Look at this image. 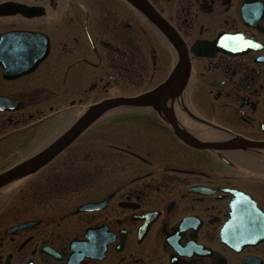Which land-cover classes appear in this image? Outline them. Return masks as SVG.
<instances>
[{
    "label": "flooded vegetation",
    "instance_id": "flooded-vegetation-1",
    "mask_svg": "<svg viewBox=\"0 0 264 264\" xmlns=\"http://www.w3.org/2000/svg\"><path fill=\"white\" fill-rule=\"evenodd\" d=\"M148 1L189 73L0 188V264H264V0ZM4 33L0 173L180 61L128 0H0Z\"/></svg>",
    "mask_w": 264,
    "mask_h": 264
},
{
    "label": "water",
    "instance_id": "water-1",
    "mask_svg": "<svg viewBox=\"0 0 264 264\" xmlns=\"http://www.w3.org/2000/svg\"><path fill=\"white\" fill-rule=\"evenodd\" d=\"M135 5L141 7L157 24L160 28L174 41L178 49L181 51L180 63L175 69L172 76L157 89L152 92L141 94L135 97H112L102 100L101 102L93 105L88 112L65 134H63L59 139H57L49 147L38 153L37 155L25 160L24 162L0 173V187L11 182L12 180L24 175L27 172L38 169L50 160H52L57 154H59L63 149L70 145L74 140H76L89 126H91L99 117H101L105 112L122 105H144L150 104L155 101L162 100L167 94H175L174 87L177 82H182L187 76L189 70V57L186 52H183L181 45L175 34L167 26L164 19L160 18L159 14L151 7L147 0H129ZM6 36L2 37V42L6 40ZM215 44V43H214ZM201 45L199 44L194 50H199ZM0 50L4 52L5 47L3 43L0 44ZM0 63L7 67V59L5 57L0 58ZM167 115V114H166ZM171 118V117H170ZM187 143L199 147L208 148L214 147L216 144L204 143L197 141L193 138H187L180 135Z\"/></svg>",
    "mask_w": 264,
    "mask_h": 264
},
{
    "label": "rangeland",
    "instance_id": "rangeland-1",
    "mask_svg": "<svg viewBox=\"0 0 264 264\" xmlns=\"http://www.w3.org/2000/svg\"><path fill=\"white\" fill-rule=\"evenodd\" d=\"M101 95L100 96H102L101 98H103L104 96H106V95H109V96H112V94H113V92L112 91H110L109 93L107 92V93H105L104 95H102V93H100ZM99 95V94H98ZM94 96H97L96 94H94ZM93 141H97L96 139H92ZM111 141V140H110ZM109 141H107V140H105L103 143H108ZM96 144V143H95Z\"/></svg>",
    "mask_w": 264,
    "mask_h": 264
}]
</instances>
